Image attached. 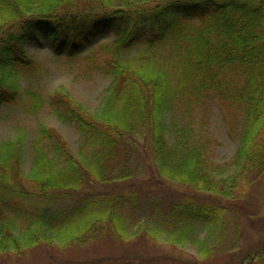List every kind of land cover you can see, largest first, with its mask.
I'll return each mask as SVG.
<instances>
[{"label":"trees","instance_id":"1","mask_svg":"<svg viewBox=\"0 0 264 264\" xmlns=\"http://www.w3.org/2000/svg\"><path fill=\"white\" fill-rule=\"evenodd\" d=\"M109 33L113 56L102 69L113 81L100 112L66 91L54 95L57 115L83 135L88 152L78 157L55 127L42 125L29 174L22 137L0 148V264H167L168 252H147L149 239L160 233L185 246L193 241L188 224L216 223L220 247L236 210L247 231L256 230L236 264L255 250L263 255L255 238L264 234V216L243 201L264 173V0H0V105L21 99L12 76L33 63L29 45L75 61L76 50ZM25 93L28 112L37 115L42 95ZM213 100L243 112L247 130L231 175L214 161L215 139L195 129L196 111ZM178 110L188 120L173 125ZM163 192L173 197L164 209L144 214L140 202ZM235 226L233 246L241 240ZM51 246L65 253L37 258ZM77 249L84 252L67 255Z\"/></svg>","mask_w":264,"mask_h":264},{"label":"rangeland","instance_id":"2","mask_svg":"<svg viewBox=\"0 0 264 264\" xmlns=\"http://www.w3.org/2000/svg\"><path fill=\"white\" fill-rule=\"evenodd\" d=\"M114 40V34L109 33L97 44L76 50L75 54L79 55V59L75 61L59 58L55 55L54 49L48 46L37 47L29 45L27 47L33 63L29 67L18 69L17 72L14 70L12 76L14 84L20 90L21 99L17 104L0 105V148L4 142L22 137L24 140L23 168L26 174L30 173L33 164L31 142L34 138L38 137V131L41 125L55 127L66 138L72 152L78 157H82L88 152L89 149L83 147V135L74 126L64 122L57 115L54 95L60 90L66 91L78 102L83 104L91 113L96 114L98 111L100 112L101 107L105 104L109 95L110 86L113 81L112 77L105 74L102 65L104 64V59L112 58L113 56L111 43ZM90 52H94L93 55L89 56ZM138 52L139 48L137 47L130 54H137ZM26 90L41 94L42 99L45 101L37 115L28 112L30 102L25 93ZM235 112L237 114L230 113L217 100H213L198 109L194 116L195 129L215 139L214 161L219 167L226 169L228 175H231L236 170L235 166H232V163L235 160L236 152L241 144L242 134L247 130L246 125L243 123V112H239L237 108ZM170 118L173 119V125L176 121L183 123L188 120L182 110L174 112ZM250 179L253 178L250 176ZM253 181L254 183L248 189L246 199L243 202L250 210H261L264 216V173ZM173 188L176 192L179 190V193H185L187 191L186 194L193 193L189 192V188L185 186H173ZM163 193V197L158 196L142 200L140 207L143 213H147L151 209H158L157 206H160L163 210L166 201L170 202V198H173ZM180 196L187 198L189 195ZM198 196L201 197V200L207 201L204 198L207 195L201 193ZM162 199L163 201H161ZM52 206L53 208L58 207L55 204ZM235 213L238 218L230 216L228 224L229 231L227 230L226 233H223L222 245L220 247L215 248V240H218L216 237L221 234L215 228L217 227L216 223L209 227L202 223L193 222L188 224L190 230L192 229V242L187 243L185 246H174L172 241L163 239V235L157 233L155 239L151 238L147 241V252L153 255L168 252L172 256V259L164 258L167 264H190V262H196L197 264H236L240 260L238 255L239 248L247 246V243L253 240L256 230H251V232L249 230L247 231L248 224L246 221L243 219L241 221L239 220L241 211L236 210ZM155 215L158 214L155 212ZM151 225L152 222L150 223ZM154 225L153 223L152 226ZM235 225L239 227L241 233L239 235L241 240L237 246H233L230 239H228L229 235H231L230 237H234L233 230L234 228L238 229ZM251 226L256 228L253 225ZM21 227H23V222L19 223V228L21 229ZM153 228L148 226V229ZM200 239H206L205 245L203 246L204 251H202V253L205 252L204 254L208 253L206 257L201 256L199 247L204 242H199ZM255 240L261 243L257 247L261 246L260 248L264 250V234L259 238L256 237ZM115 243L109 238H102L100 244L107 246V248L112 247L118 249V245ZM228 244L232 246L228 247ZM55 251L65 253L62 248L51 246L43 248L36 255L37 258L40 256L42 258L44 257V253ZM81 252L84 251L77 249L67 252V255L76 257ZM263 255H260L259 251L255 250V253L248 254L249 259L243 258L245 259L243 260V264H247L251 260V257L255 256L257 257L254 258V263L252 264H264ZM159 264H162V262Z\"/></svg>","mask_w":264,"mask_h":264}]
</instances>
